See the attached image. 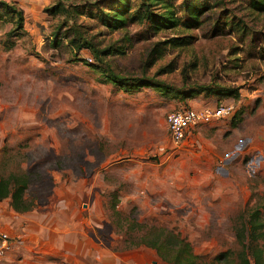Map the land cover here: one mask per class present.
<instances>
[{
  "label": "rangeland",
  "instance_id": "obj_1",
  "mask_svg": "<svg viewBox=\"0 0 264 264\" xmlns=\"http://www.w3.org/2000/svg\"><path fill=\"white\" fill-rule=\"evenodd\" d=\"M1 1L22 29L0 22V179L25 176L32 207L0 200V264H172L181 242L193 264L264 255V0H167L198 23L153 35L93 12L142 0ZM220 105L171 142L169 114Z\"/></svg>",
  "mask_w": 264,
  "mask_h": 264
},
{
  "label": "trees",
  "instance_id": "obj_2",
  "mask_svg": "<svg viewBox=\"0 0 264 264\" xmlns=\"http://www.w3.org/2000/svg\"><path fill=\"white\" fill-rule=\"evenodd\" d=\"M253 1L255 0H249L248 2L253 5ZM155 4H160V7L152 8V6ZM185 5V14H188L189 10H192L194 7H196L192 4ZM172 6L173 5H170L167 0H142L141 4L133 11L132 15L128 13L124 14L120 12V10H109L104 12V10L100 8L98 4H93V12L100 14L99 18L101 20H103V16H105V24H107L108 27H115L118 30H125L130 24L143 23L147 25V31L150 32L151 35L168 29L182 28L186 30L185 27L191 26L192 28L198 23L197 21H189L191 24L186 25V21L181 19L177 11ZM134 7L135 3H132L129 6V11ZM54 8L56 12H60L62 10L60 3L55 4ZM258 9L260 11L264 10V1L259 3ZM0 22L10 23L12 25L11 29L6 33L7 36L12 35L13 33H16L22 29V11L16 5L0 0ZM59 40L60 39L55 40L53 45L58 46L60 43ZM7 41L9 42L4 43L5 47L8 46L11 48L14 45V42L11 41L10 38H8ZM86 44V48L91 50L93 56L96 59H100V56H107L113 53L122 52L120 51L121 47L110 46L101 50H96L91 44ZM157 53L160 54L161 52L157 51ZM111 78L114 83L119 80V77L116 74H111ZM26 188L27 178L23 175H11L6 179H0V200L9 197L10 205L14 211L19 213L29 211L32 206L24 197ZM181 246L182 242L180 245H178V247H176L173 255H171L172 257L168 258L167 260L172 264H193L191 258L193 254L191 253L190 249L188 247ZM184 250L186 253L189 251V255H187V257H182L181 255L182 251ZM239 264L251 263L249 259L245 258L242 259ZM254 264H264V255L261 251H259V253L254 257Z\"/></svg>",
  "mask_w": 264,
  "mask_h": 264
},
{
  "label": "built area",
  "instance_id": "obj_3",
  "mask_svg": "<svg viewBox=\"0 0 264 264\" xmlns=\"http://www.w3.org/2000/svg\"><path fill=\"white\" fill-rule=\"evenodd\" d=\"M229 112L230 106L220 105L204 109L184 108L181 111H175L169 114L167 116V130L171 142L174 145H179L184 141L188 131L191 129L225 118ZM8 239V234L0 231L2 246H6Z\"/></svg>",
  "mask_w": 264,
  "mask_h": 264
}]
</instances>
